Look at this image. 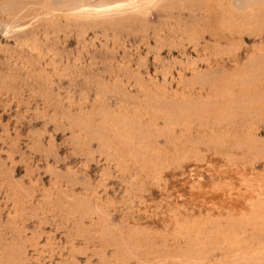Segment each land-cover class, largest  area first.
<instances>
[{
    "label": "rangeland",
    "instance_id": "374dc122",
    "mask_svg": "<svg viewBox=\"0 0 264 264\" xmlns=\"http://www.w3.org/2000/svg\"><path fill=\"white\" fill-rule=\"evenodd\" d=\"M3 1L0 264H264V0Z\"/></svg>",
    "mask_w": 264,
    "mask_h": 264
},
{
    "label": "bare ground",
    "instance_id": "6f19581e",
    "mask_svg": "<svg viewBox=\"0 0 264 264\" xmlns=\"http://www.w3.org/2000/svg\"><path fill=\"white\" fill-rule=\"evenodd\" d=\"M6 1H7V0H6ZM6 1H5V2H6ZM10 1H11V0H10ZM14 1H15V0H14ZM16 1H17V0H16ZM57 1H58V0H57ZM57 1H56V2H57ZM62 1H63V0H62ZM62 1H60V2H62ZM67 1H68V0H67ZM143 1H145V0H143ZM148 1H149V0H148ZM182 1H183V0H182ZM220 1H221V0H220ZM226 1H228V0H226ZM257 1H258V0H247V7L252 8V6L255 5V4L257 3ZM22 2H23V1H22ZM35 2H36V1H35ZM63 2H64V1H63ZM216 2H217V0H216ZM221 2H222V1H221ZM2 3H4L3 0H2ZM8 3H9V2H7V5H8ZM16 3H18V2H16ZM16 3H15V4H16ZM27 3H28V2H27ZM100 3H101V2H100ZM120 3H121V2H120ZM31 4H32V2H31ZM33 4H34V3H33ZM33 4H32V5H33ZM36 4H37V3H36ZM104 4H105V3H104ZM113 4H114V3H113ZM113 4H112V5H113ZM148 4H149V3H148ZM219 4H222V3H219ZM3 5H4V4H3ZM112 5H111V6L109 5V7H110V8H111V7H114V6H112ZM114 5H115V4H114ZM117 5H118V4H117ZM119 5H120V4H119ZM122 5H123V4H122ZM159 5H161V4H159ZM217 5H218V4H217ZM256 5H257V4H256ZM262 5H263V4H262ZM10 6H11V4H10ZM25 6H28V4L25 5ZM25 6H24V7H25ZM84 6H85V4H84ZM95 6H96V5H95ZM95 6H93V7H95ZM97 6H98V5H97ZM104 6H105V5H104ZM107 6H108V4H107ZM107 6H106V9L108 8ZM191 6H192V4H191ZM218 6H219V5H218ZM2 7H4V6H2ZM12 7H13V5H12ZM15 7H16V6H15ZM15 7H14V8H15ZM80 7H81V6H80ZM234 7H235V6H234ZM20 8H22V7H20ZM34 8H35V7H34ZM54 8H55V7H54ZM89 8H90V7H89ZM99 8H101V6H99ZM102 8H103V7H102ZM104 8H105V7H104ZM222 8H224V6H223ZM15 9H16V8H15ZM76 9H77V8H76ZM76 9H75V10H76ZM92 9H93V8H92ZM131 9H132V8H131ZM214 9H215V8H214ZM50 10H52V9H50ZM72 10H73V9H72ZM97 10H99V9L97 8L96 11H97ZM253 10H254V9H253ZM255 10H256V9H255ZM92 11H94V10H92ZM100 11H101V13H102V10H100ZM121 11H123V10H121ZM136 11H137V10H136ZM219 11H220V10H219ZM251 11H252V10H251ZM104 12H105V11H104ZM123 12H124V11H123ZM195 12H196V11H195ZM202 12H203V11H202ZM1 13H2V12H1ZM21 13H22V11H21ZM105 13H106V12H105ZM161 13H162V12H161ZM214 13H215V11H214ZM23 14H24V13H23ZM223 14H224V13H223ZM225 14H226V12H225ZM198 15H199V14H198ZM220 15H221V14H220ZM220 15H219V16H220ZM4 16H5V15H4ZM45 16H46V15H45ZM116 17H117V16H116ZM112 18H113V17H112ZM118 18H119V17H118ZM128 18H129V17H128ZM128 18H127V20H128ZM130 18H131V17H130ZM140 18H141V17H140ZM163 18H164V17H163ZM1 19H2V18H1ZM109 19H111V18H109ZM120 19H121V18H120ZM216 19H217V18H216ZM94 20H95V19H94ZM94 20H93V22H94ZM115 20H116V19H115ZM118 20H119V19H118ZM118 20H117V21H118ZM134 20H135V19H134ZM160 20H161V19H160ZM226 20H227V18H226ZM4 21H5V20H4ZM4 21H3V22H4ZM98 21H99V20H98ZM125 21H126V20H125ZM136 21H137V20H136ZM136 21H135V22H136ZM149 21H150V20H149ZM172 21H173V20H172ZM174 21H175V20H174ZM191 21H192V20H191ZM193 21H194V20H193ZM198 21H199V20H198ZM223 21H224V20H223ZM5 22H7V21H5ZM68 22H69V21H68ZM91 22H92V21H91ZM101 22H102V21H101ZM115 22H116V21H114V23H115ZM127 22H128V21H127ZM154 22H155V21H154ZM154 22H153V23H154ZM156 22H157V21H156ZM167 22H168V21H167ZM176 22H177V21H176ZM224 22H226V21H224ZM10 23H11V22H10ZM14 23H15V24H19V23L15 22V21H14ZM64 23H65V21H64ZM79 23H80V22H79ZM81 23H83V21H82ZM81 23H80V24H81ZM87 23H88V22H87ZM118 23H119V22H118ZM160 23H161V22H160ZM164 23H165V22H164ZM168 23H169V22H168ZM168 23H167V24H168ZM189 23H190V21H189ZM189 23L187 24V22H186V24H187L186 26H190L191 24L189 25ZM2 24H3V23H2ZM2 24H1V25H2ZM8 24H9V23H8ZM12 24H13V23H12ZM12 24H11L10 27H12ZM77 24H78V22L76 23V25H77ZM83 24H84V23H83ZM83 24H81V25H83ZM97 24H98V23H97ZM161 24H162V23H161ZM172 24H173V23H172ZM194 24H195V22H194ZM1 25H0V26H1ZM5 25H6V23H5ZM48 25H49V24H48ZM56 25H57V24H56ZM62 25H64V24L62 23ZM65 25L67 26V24H65ZM65 25H64V26H65ZM72 25H73V24H72ZM90 25H91V23H90ZM94 25H95V22H94ZM101 25L103 26V24H101ZM107 25H108V24H107ZM115 25H116V23H115ZM154 25H155V24H154ZM158 25H159V24H158ZM158 25H157V27H160V26H161V25H160V26H158ZM164 25H166V24H164ZM184 25H185V24H184ZM8 26H9V25H8ZM17 26H18V25H17ZM49 26L51 27V25H49ZM49 26H47V27H49ZM53 26H54V25H53ZM60 26H61V25L59 24V27H60ZM74 26H75V25H74ZM74 26H73V27H74ZM78 26H79V25H78ZM78 26H77V27H78ZM83 26H84V25H83ZM105 26H106V25H105ZM120 26H121V25H119V27H120ZM148 26H149V25H148ZM172 26H174V25H171L170 27H172ZM177 26H178V25H177ZM193 26H196V24L193 25ZM10 27H9V28H10ZM37 27H38V26H37ZM56 27H57V26H56ZM59 27H58V28H59ZM62 27H63V26H62ZM88 27H90V26H88ZM91 27H92V26H91ZM99 27L101 28V26H99ZM99 27H98V28H99ZM106 27H107V26H106ZM115 27H118V24H117V26H115ZM121 27H122V26H121ZM127 27H128V26H127ZM157 27H156V28H157ZM161 27H162V26H161ZM166 27H167V26H166ZM243 27H244V26H243ZM5 28L7 29V26H5ZM23 28H24V27H22V28H18V29L21 30V29H23ZM64 28L66 29V27H63V29H64ZM69 28H71V27H69ZM69 28H68V29H69ZM79 28H80V27H79ZM100 28H99V29H100ZM107 28H108V27H107ZM131 28H132V25H131ZM134 28H135V27H134ZM151 28H152V27H151ZM176 28H177V27H176ZM176 28H175V31H177ZM187 28H189V27H187ZM193 28H194V27H193ZM1 29H2V28H1ZM6 29H5V30H6ZM18 29H17V30H18ZM59 29H60V28H59ZM63 29H62V30H63ZM96 29H97V28H96ZM118 29H119V28H118ZM122 29H123V28H122ZM135 29H136V28H135ZM142 29H143V28H142ZM179 29H180V28H179ZM232 29H233V28H232ZM17 30H16V32H17ZM56 30H57V29H56ZM78 30H79V29H78ZM101 30H102V29H101ZM103 30H104V31H103ZM103 30H102V32L104 33V32L106 31V29H103ZM114 30H115V29H114ZM120 30H121V28H120ZM124 30H127V29H124ZM185 30H186V29H185ZM189 30H193V29H191V26H190V29H189ZM213 30H215V29H213ZM242 30H243V29H242ZM8 31H9V30H8ZM18 31H19V30H18ZM32 31H34V30H32ZM32 31L30 32V34L32 33ZM52 31H54L53 28H52ZM63 31H64V30H63ZM69 31H70V29H69ZM74 31H75V29H74ZM81 31H82V30H81ZM118 31H119V30H118ZM122 31H123V30H122ZM132 31H133V30H132ZM134 31H135V30H134ZM153 31L156 32V30H154V29H153ZM153 31H152V33H153ZM160 31H162V30L160 29ZM166 31H169L168 28L166 29ZM175 31H172V33L174 34ZM231 31H232V30H231ZM65 32H66V31H65ZM67 32H68V31H67ZM112 32H113V30L111 31V33H112ZM119 32H120V31H119ZM124 32H125V31H124ZM155 32H154V33H155ZM164 32H165V31H164ZM164 32H163V33H164ZM213 32H214V31H213ZM18 33H19V32H18ZM49 33H50V32H49ZM93 33H94V32H93ZM96 33H97V32H96ZM103 33H102V34H103ZM117 33H118V32H117ZM117 33H116V34H117ZM129 33H130V31H129ZM132 33H133V32H132ZM142 33H143V32H142ZM150 33H151V32H150ZM152 33H151V34H152ZM156 33H157V32H156ZM179 33H183V31H182V32H179ZM216 33H218V32H216ZM41 34H42V33H41ZM85 34H86V31H85ZM97 34H98V33H97ZM100 34H101V33H100ZM106 34H107V33H106ZM118 34H119V33H118ZM120 34H121V33H120ZM125 34H126V33H125ZM127 34H128V33H127ZM127 34H126V35H127ZM130 34H131V33H130ZM167 34H168V33H167ZM169 34H170V33H169ZM189 34H190V33H189ZM18 35H19V34H18ZM65 35H67V34H65ZM89 35H90V34H89ZM108 35H109V34H108ZM112 35H113V34H112ZM121 35H122V34H121ZM133 35H134V34H133ZM141 35H142V34H141ZM152 35H153V34H152ZM157 35H159V34H157ZM163 35H164V34H163ZM212 35H213V34H212ZM60 36H61V35H60ZM78 36H79V33H78L77 37H78ZM80 36H81V35H80ZM87 36H88V35H87ZM100 36H101V35H100ZM110 36H111V35H110ZM138 36H139V35H138ZM147 36H148V34H147ZM147 36H146V37H147ZM160 36H161V34L159 35V37H160ZM165 36H167V35H165ZM168 36H169V35H168ZM168 36H167L166 39L169 38ZM181 36H182V35H181ZM181 36H179L180 39H182ZM186 36H187V33H186ZM213 36H214V35H213ZM108 37H109V36H108ZM113 37H116L115 34H114ZM113 37H112V38H113ZM121 37H122V36H121ZM126 37H127V36H126ZM143 37H145V35H144ZM143 37H140V38H143ZM146 37H145V38H146ZM156 37H157V36H156ZM172 37H173V36H172ZM175 37H176V36H175ZM195 37H196V36H195ZM18 38H19V37H18ZM85 38H86V37H85ZM88 38H89V37H88ZM90 38H91V37H90ZM122 38H123V37H122ZM128 38H129V37H128ZM157 38H158V37H157ZM161 38H162V37H160V39H161ZM184 38H185V37H184ZM27 39H28V38H27ZM38 39H40V38H38ZM44 39H45V38H44ZM106 39H107V38H106ZM115 39H116V38H115ZM129 39H130V38H129ZM148 39H149V38H148ZM76 40H77V39H76ZM88 40H89V39H88ZM96 40H97V39H96ZM100 40H101V39H100ZM107 40H108V39H107ZM116 40H117V39H116ZM118 40H119V39H118ZM118 40H117V41H118ZM124 40H125V39H124ZM140 40H141V39H140ZM168 40H169V39H168ZM31 41H32V40H31ZM103 41H104V40H103ZM103 41H102L101 44H104ZM117 41H116V42H117ZM147 41H149V40H147ZM161 41H162V39H161ZM171 41H173V40H171ZM263 41H264V40H263ZM98 42H99V41H98ZM112 42H113V39H112ZM140 42H141V41H140ZM143 42H144V41H143ZM158 42H159V41H158ZM188 42H189V41H188ZM25 43H26V42H25ZM134 43H135V42H134ZM138 43H139V42H138ZM146 43H148V42H146ZM164 43H165V42H164ZM166 43H168V42L166 41ZM169 43H170V42H169ZM31 44H33V43H31ZM83 44H84V43H81V45H83ZM113 44H114V43H113ZM113 44H111V45L114 46ZM116 44L119 45L120 43L118 42V43H116ZM144 44H145V43H144ZM104 45H105V44H104ZM142 45H143V44H142ZM151 45H152V44H151ZM157 45H158V44H157ZM170 45H171V44H170ZM178 45H179V44H178ZM18 46H19V45H18ZM41 46H42V45H41ZM66 46H67V45H66ZM96 46H97V45H96ZM109 46H110V45H109ZM119 46H121V45H119ZM133 46H134V45H133ZM137 46H138V45H137ZM137 46H136V47H137ZM143 46H144V45H143ZM148 46H149V45H148ZM160 46H161V44H160ZM163 46H164V44H163ZM215 46H216V43H215ZM218 46H219V45H218ZM20 47H21V46H20ZM34 47H35V46H34ZM34 47H33V48H34ZM97 47H98V46H97ZM117 47H118V46H116L115 48H117ZM149 47H150V46H149ZM161 47H162V46H161ZM161 47H158V49L161 48ZM166 47H167V46H166ZM216 47H217V46H216ZM216 47H215V48H216ZM44 48H45V47H44ZM84 48H85V47H84ZM99 48H100V46H99ZM108 48H109V47H108ZM115 48L113 47V51H116V50L118 49V48H117V49H115ZM121 48H122V47H121ZM123 48H124V47H123ZM134 48H135V47H134ZM138 48H139V47H138ZM151 48H153V47H151ZM75 49H76V47H75ZM78 49H79V48H78ZM82 49H83V48H82ZM114 49H115V50H114ZM139 49H140V48H139ZM148 49H149V48H148ZM170 49H171V48H170ZM216 49H217V48H216ZM1 50H2V49H1ZM27 50H28V49H27ZM40 50H42L41 47H40ZM91 50H93V49H91ZM103 50H104V48H103ZM122 50H123V49H122ZM150 50H151V49H150ZM154 50H156V49H154ZM220 50H221V49H220ZM220 50H219V51H220ZM4 51H5V50H4ZM29 51H30V49H29ZM65 51H66V50H65ZM117 51H118V50H117ZM123 51H124V50H123ZM137 51H138V50H137ZM159 51H160V49H159ZM20 52H21V51H20ZM25 52H26V51H25ZM35 52H36V51H35ZM83 52H84V51H83ZM87 52H88V51H87ZM99 52L102 53L103 51H98V53H99ZM125 52H126V51H125ZM125 52H124V53H125ZM172 52H173V51H172ZM104 53H105V52H104ZM114 53H115V52H114ZM126 53H127V52H126ZM140 53H141V52H140ZM169 53H170V52H169ZM24 54H26V53H24ZM30 54H31V53H30ZM38 54H39V53H37V55H38ZM50 54H52V53H50ZM78 54H79V53H78ZM87 54H88V53H87ZM87 54H86V55H87ZM92 54H93V51H92ZM121 54H122V53H121ZM64 55H65V54H64ZM89 55H90V54H89ZM94 55H95V54H94ZM99 55H101V54H99ZM122 55H123V54H122ZM124 55H125V54H124ZM26 56H27V55H26ZM42 56H44V55H42ZM125 56H126V55H125ZM23 57H24V56H23ZM23 57H22V58H23ZM28 57H29V56H28ZM89 57H92V56H89ZM96 57H97V56H96ZM107 57H109V56H107ZM107 57H106V58H107ZM120 57H122V56L120 55ZM180 57H181V56H180ZM25 58H26V57H25ZM37 58H39V56H37ZM49 58H50V57H49ZM61 58H62V57H61ZM72 58H73V57H72ZM92 58H93V57H92ZM110 58H112V57L110 56ZM184 58H185V57H184ZM14 59H15V58H14ZM20 59H21V58H20ZM23 59H24V58H23ZM46 59H47V58H46ZM121 59H122V58H121ZM189 59H190V58H189ZM50 60H51V59H50ZM58 60H59V59H58ZM66 60H67V59H66ZM93 60H94V59H93ZM119 60H120V59H119ZM119 60H118V61H119ZM20 61H21V60H20ZM39 61H40V60H39ZM47 61H48V60H47ZM91 61H92V60H91ZM91 61H88V60H87V62L90 63V66H91ZM100 61H101V60H100ZM21 62H22V61H21ZM25 62H26V61H25ZM79 62H80V61H79ZM87 62H86V63H87ZM92 62H94V61H92ZM106 62H107V60H106ZM138 62H140V61H138ZM191 62H192V61H191ZM26 63H28V62H26ZM42 63H43V62H42ZM94 63H95V62H94ZM94 63H93V64H94ZM108 63H109V62H108ZM156 63H157V62H156ZM168 63H169V62H168ZM199 63H200V62H199ZM203 63H204V62H203ZM16 64H17V63H16ZM21 64H22V63H21ZM21 64H20V62H19L20 68H22V67H21ZM36 64L38 65V63H36ZM39 64H40V63H39ZM43 64H44V63H43ZM78 64H79V63H77V65H78ZM106 64H107V63H105V65H106ZM116 64H117V63H116ZM159 64H160V63H159ZM25 65H26V64H25ZM28 65H29V64H28ZM44 65H45V64H44ZM105 65H102V67L105 66ZM110 65H111V63H110ZM114 65H115V64H114ZM137 65H140V64L138 63ZM165 65H166V64H165ZM11 66H13V65H11ZM87 66H89V65H87ZM92 66H93V65H92ZM100 66H101V65H100ZM155 66H156V65H155ZM161 66H162V64H161ZM180 66H181V65H180ZM83 67H84V66H83ZM109 67H111V66H109ZM119 67H120V66H119ZM124 67H125V66H124ZM144 67H145V66H144ZM167 67H168V66H167ZM27 68L29 69V66H28ZM27 68H26V69H27ZM36 68H37V67H36ZM40 68H41V67H40ZM40 68H39V69H40ZM90 68H91V67H90ZM138 68H139V67H138ZM138 68H136V70H137ZM177 68H178V67H177ZM179 68H180V67H179ZM9 69H10V68H9ZM12 69H13V68H12ZM12 69H11V70H12ZM39 69H38V70H39ZM97 69L99 70V68H97ZM111 69H112V68H111ZM116 69H118L117 66H116ZM121 69H122V68H121ZM143 69H144V68H143ZM17 70H18V69H17ZM31 70H33V68H31ZM40 70H41V69H40ZM50 70H51V69H50ZM91 70H92V69H91ZM8 71H9V70H8ZM26 71H27V70H26ZM26 71H25V73H26ZM33 71H34V70H33ZM33 71H32V72H33ZM60 71H61V70H60ZM60 71H59V72H60ZM95 71H97V70H95ZM116 71H117V70H116ZM118 71H119V70H118ZM127 71L129 72V70H126V72H124V73L126 74ZM131 71H133V70H131ZM1 72H2V71H1ZM9 72H10V71H9ZM35 72H36V71H35ZM38 72H39V71H38ZM45 72H46V71H44V73H45ZM97 72H98V71H97ZM107 72H109V71H107ZM159 72H160V71H159ZM12 73H13V72H12ZM23 73H24V71H23ZM30 73H31V72H30ZM40 73H41V72H40ZM54 73H55V71H54ZM66 73H67V72H66ZM77 73H78V71H77ZM89 73H91V72H89ZM100 73H102V72L100 71ZM103 73H104V72H103ZM110 73H111V72H110ZM112 73H113V72H112ZM117 73H118V72H117ZM122 73H123V72H122ZM124 73H123V74H124ZM160 73H161V72H160ZM162 73H163V72H162ZM2 74H3V73H2ZM2 74H0V77H1ZM26 74H27V73H26ZM123 74H122V77H123ZM163 74H164V73H163ZM37 75H38V74H37ZM54 75H55V74H54ZM60 75H61V74H60ZM96 75H97V73H96ZM101 75H102V74H101ZM129 75H130V74H129ZM131 75H132V73H131ZM146 75H147V74H146ZM146 75H145V76H146ZM4 76H5V74H4ZM4 76H3V77H4ZM7 76H8V74H7ZM9 76H10V74H9ZM40 76H41V75H40ZM44 76H46V75H44ZM58 76H59V75H58ZM76 76H77V75H76ZM93 76H95V74H94ZM93 76H92V77H93ZM99 76H100V75H99ZM99 76L97 75V77H99ZM108 76H109V75H108ZM114 76H115V77L117 76L116 73L114 74ZM126 76H127V75H126ZM154 76H155V75H154ZM170 76H172V75H170ZM28 77H30V76L28 75ZM97 77H95V78H97ZM103 77H104V76H103ZM118 77H120V76L118 75ZM127 77H128V76H127ZM4 78H5V77H4ZM61 78H62V77H61ZM120 78H121V77H120ZM120 78H119V79H120ZM129 78H131V77L129 76ZM133 78H134V77H133ZM136 78H138V76H137ZM164 78H165V77H164ZM169 78H170V77H169ZM2 79H3V78H2ZM6 79H7V77H6ZM66 79H67V78H66ZM81 79H82V78H81ZM83 79H84V78H83ZM114 79H115V78H114ZM114 79H113V80H114ZM117 79H118V78H117ZM134 79H135V78H134ZM134 79H133V80H134ZM148 79H149V78H148ZM158 79H159V77H158ZM33 80H34V79H33ZM43 80H44V78H43ZM100 80H102V79H100ZM100 80H99V81H100ZM111 80H112V79H111ZM129 80H130V79H129ZM138 80H139V79H138ZM151 80H152V79H151ZM162 80H163V79H162ZM2 81H3V80H2ZM2 81H1V82H2ZM34 81H35V80H34ZM95 81H96V80H95ZM102 81H103V80H102ZM107 81H108V80H107ZM107 81H106V82H107ZM121 81H122V80H121ZM123 81H124V80H123ZM125 81H126V80H125ZM135 81L137 82L136 79H135ZM140 81H141V79H140ZM145 81H146V80H145ZM156 81H157V80H156ZM175 81H176V80H175ZM192 81H193V80H192ZM226 81H227V80H226ZM45 82H46V80H45ZM52 82H53V81H52ZM82 82H83V81H82ZM133 82H134V81H133ZM160 82H161V81H160ZM176 82H177V81H176ZM215 82H216V81H215ZM79 83H80V80H79ZM112 83H113V81H112ZM164 83H165V82H164ZM166 83H167V82H166ZM189 83H190V82H189ZM191 83H192V82H191ZM80 84H81V83H80ZM95 84H96V83H95ZM106 84H107V83H106ZM115 84H116V83H115ZM115 84H113V85H114V86H117V84H116V85H115ZM137 84H138V83H137ZM174 84H175V83H174ZM206 84H207V83H206ZM212 84H213V83H212ZM214 84H215V83H214ZM43 85H44V84H43ZM45 85H46V84H45ZM76 85H77V83H76ZM86 85H87V84H86ZM86 85H85V86H86ZM103 85H104V84H103ZM111 85H112V84H111ZM123 85H125V84H123ZM130 85H131V84H130ZM139 85H141V84H139ZM139 85H138V86H139ZM142 85H143V83H142ZM172 85H173V84H172ZM241 85H242V84H241ZM36 86L38 87V82H37V85H36ZM80 86H81V85H80ZM97 86H98V85H97ZM160 86H161V85H160ZM37 87H36V88H37ZM41 87H42V86H41ZM44 87H45V86H44ZM46 87H47V85H46ZM46 87H45V88H46ZM81 87H82V86H81ZM86 87H87V86H86ZM214 87H215V86H214ZM71 88H72V87H71ZM84 88H85V87H84ZM107 88H108V87H107ZM153 88H154V87H153ZM173 88H174V87H173ZM212 88H213V87H212ZM42 89H43V88H42ZM47 89H49V88H47ZM47 89H45V90H47ZM50 89H51V87H50ZM82 89H83V88H82ZM95 89H97V88H95ZM95 89H94V90H95ZM100 89H101V86H100ZM112 89H113V88H112ZM112 89H109V90L111 91ZM104 90H105V88H104ZM119 90H120V89H119ZM122 90H123V89H122ZM137 90H138V89H137ZM143 90H144V89H143ZM143 90H141V91H143ZM227 90H228V89H227ZM47 91H48V90H47ZM101 91H102V90H101ZM101 91H100V92H101ZM110 91H109V92H110ZM115 91H116V89H115ZM125 91H126V90H124V92H125ZM153 91H154V90H153ZM228 91H229V90H228ZM51 92H53V91H51ZM75 92H76V91H75ZM113 92H114V91H113ZM118 92H119V91H118ZM124 92H123V93H124ZM133 92H134V91H133ZM138 92H139V90H138ZM60 93H61V92H60ZM81 93H82V92H81ZM115 93H116V92H115ZM135 93H136V92H135ZM144 93H146V92H144ZM144 93H143V94H144ZM209 93H210V92H209ZM45 94H46V93H44V95H45ZM66 94H67V93H66ZM72 94H73V93H72ZM94 94H95V93H94ZM102 94H103V93H102ZM117 94H118V93H117ZM128 94H129V93H128ZM128 94H127V96H128ZM141 94H142V93H141ZM49 95H50V94H49ZM99 95H100V93H99ZM105 95H106V94H105ZM145 95H146V94H145ZM223 95H224V93H223ZM67 96H68V95H67ZM96 96H97V95H96ZM115 96H117V95H115ZM115 96H114V97H115ZM133 96H134V95H133ZM152 96H153V95H152ZM114 97H113V98H114ZM118 97H119V96H118ZM121 97H122V96H121ZM225 97H226V96H225ZM77 98H78V97H77ZM83 98H84V97H83ZM92 98H93V97H92ZM98 98H99V97H98ZM100 98H102V97H100ZM154 98H155V97H154ZM44 99H45V98H44ZM90 99H91V98H90ZM93 99H94V98H93ZM102 99H103V98H102ZM91 100H92V99H91ZM107 100H108V99H107ZM104 101H105V99H104ZM47 102L50 103V100L47 101ZM47 102H46V103H47ZM61 102H62V101H61ZM71 102H72V101H71ZM71 102H70V103H71ZM59 103H60V102H59ZM92 103H93V102H92ZM92 103H91L90 106L93 105ZM94 104H95V103H94ZM47 105H48V104H47ZM79 105H80V104H79ZM79 105L77 104L78 109H80V108H79ZM58 106H59V105H58ZM93 106H94V105H93ZM46 107H47V106H46ZM48 107H49V106H48ZM77 107H76V108H77ZM80 107H81V105H80ZM84 107H85V106H84ZM42 108H44V107H42ZM60 108H61V106H60ZM64 108H65V107H64ZM73 108H74V107H73ZM58 109H59V108H58ZM83 109H85V108H83ZM93 109H95V108H93ZM37 110L39 111L40 109H37ZM41 110H43V109H41ZM41 110H40V111H41ZM64 110H65V109H64ZM38 111H37V112H38ZM46 111H47V110H46ZM51 111H54V110H51ZM75 111H76V110H75ZM75 111H74V112H75ZM80 111H81V110H80ZM87 111H88V110H87ZM87 111H86V112H87ZM42 112H43V111H41V113H42ZM61 112H63V111H61ZM68 112H70V111L68 110ZM88 112H89V111H88ZM38 113H40V112H38ZM46 113H47V112H46ZM46 113H45V114H46ZM48 113H49V112H48ZM51 113H52V112H51ZM55 113H56V112H55ZM71 113H72V112H71ZM75 113H76V112H75ZM75 113H74V114H75ZM58 114H60V113L58 112ZM61 114H62V113H61ZM64 114H65V113H64ZM66 114H67V113H66ZM68 114H69V113H68ZM74 114H73V116H75ZM87 114H89V113H87ZM105 114H106V113H105ZM69 115H70V114H69ZM71 115H72V114H71ZM71 115H70V116H71ZM76 115H77V114H76ZM79 115H80V114H79ZM79 115H78V116H79ZM106 115H107V114H106ZM73 116H71L70 118H72ZM80 116H82V115H80ZM120 116H121V115H120ZM122 116H123V115H122ZM206 116H207V115H206ZM208 116H209V115H208ZM208 116H207V117H208ZM75 117H76V116H75ZM75 117H74V118H75ZM82 117H85V116H82ZM101 117H103V116H101ZM104 118H105V117H104ZM113 118H114V117H113ZM84 119H85V118H84ZM111 120H112V118H111ZM114 120H115V119H114ZM78 121H80V120H78ZM88 121H89V120H88ZM109 121H110V120H109ZM107 122H108V121H107ZM113 122H114V121H113ZM117 122H118V120H117ZM102 123H104V122H102ZM108 123H109V122H108ZM115 123H116V122H115ZM76 124H77V123H76ZM110 124H111V123H110ZM112 124H113V123H112ZM117 124H118V123H117ZM119 124H120V123H119ZM100 125H101V124H100ZM102 125L107 126L106 123H105V124H102ZM105 126H104V127H105ZM109 126H110V125H109ZM113 126H114V124H113ZM127 126H128V125H127ZM101 127H102V126H101ZM116 127H117V126H116ZM116 127H113V128H116ZM123 127H124V125H123ZM106 128H107V127H105V129H106ZM118 128H119V127H118ZM80 129H81V128H80ZM105 129H103V130H105ZM108 129H109V128H108ZM108 129H107V130H108ZM116 129H117V128H116ZM116 129H115V130H116ZM112 130H113V129H112ZM117 130H119V131H117ZM117 130H116V132L121 133V132H120V131H121L120 129H117ZM122 130H123V129H122ZM113 131H114V130H113ZM94 132H95V131H94ZM106 132L108 133V131H106ZM125 132H127V131H125ZM80 133H81V132H80ZM100 133H101V132H100ZM113 133H114V132H113ZM111 135H112V132H111ZM119 135H120V134H119ZM77 136H78V135H77ZM116 136H117V135H116ZM121 136H122V134H121ZM117 137H118V136H117ZM123 137H124V136H123ZM126 138H127V137H126ZM126 138H125V139H126ZM103 139H104V138H103ZM103 139H102L101 141H104ZM108 139H109V138H108ZM118 139H119V138H118ZM121 139H122V138H121ZM109 140H110V139H109ZM116 141H117V140H116ZM126 141H127V140H126ZM111 142H112V141H111ZM101 144H103V143H101ZM117 144H118V143H117ZM123 144H124V143H123ZM125 144H126V142H125ZM127 144H128V143H127ZM109 145H112V144L110 143ZM113 145H114V144H113ZM113 145H112V147H113ZM101 146H102V145H101ZM106 146L108 147V145H106ZM117 146L120 147L121 145H120V146L117 145ZM117 146H116V147H117ZM109 148H110V147H109ZM114 148H115V146H114ZM114 148H112V149H114ZM118 149H119V148H117L116 150H118ZM120 149H121V148H120ZM107 150H108V148H107ZM116 150H115V151H116ZM109 151H110V150H109ZM115 151H114L113 154H112V153H111V154H112V155H115ZM121 151H122V149L120 150V153H121ZM126 151H127V150H126ZM126 151H125V152H126ZM129 151H130V150H129ZM131 151L134 152L135 150H132V149H131ZM106 152H108V151H106ZM110 152H113V151H110ZM110 152H108V153L110 154ZM125 152H124V153H125ZM136 153H137V152H136ZM116 154H117V153H116ZM125 154H127V153H125ZM118 155H119V152H118ZM123 155H124V154H123ZM123 155H121V157H122ZM127 155L129 156V154H127ZM119 156H120V155H119ZM132 160H133V159H132ZM253 174H254V173H253ZM243 175H245V174H243ZM254 175H255V174H254ZM255 176H256V175H255ZM255 176H254V177H255ZM254 177H253V175L251 176L250 173H249V175L247 174V176H243V177H241V180H240L241 187H242V186H244V188H246V187H250V186L252 187V185L254 184V180H255ZM257 177H258V176H257ZM256 179H257V178H256ZM214 184H215V183H214ZM221 185H222V184L220 183V181H216L215 187H219V186H221ZM228 185H229V182L223 184V186H228ZM239 185H240V184H239ZM229 187H230V186H229ZM241 187H240V188H241ZM255 188H256V187H255ZM247 189H248V188H247ZM85 203H86V202H85ZM84 205H85V204H84ZM246 256H248V255H246ZM189 258H190V257H189ZM232 258H233V257H232ZM202 259H203V258H202Z\"/></svg>",
    "mask_w": 264,
    "mask_h": 264
}]
</instances>
